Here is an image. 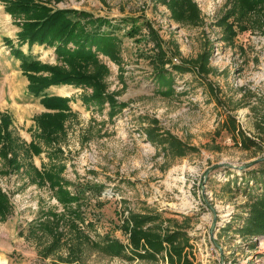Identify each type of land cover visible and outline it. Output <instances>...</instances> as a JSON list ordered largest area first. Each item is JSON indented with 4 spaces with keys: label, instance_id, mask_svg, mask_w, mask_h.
Returning a JSON list of instances; mask_svg holds the SVG:
<instances>
[{
    "label": "rangeland",
    "instance_id": "rangeland-1",
    "mask_svg": "<svg viewBox=\"0 0 264 264\" xmlns=\"http://www.w3.org/2000/svg\"><path fill=\"white\" fill-rule=\"evenodd\" d=\"M48 1L54 8L115 21L140 17L149 23L165 51L163 67L172 94L163 96L166 88L154 78L148 60L153 45L144 47L125 30L117 32L120 65L99 56L110 72L107 92L124 104L116 114L109 115L108 103L85 106L82 96L90 95V88L49 87L45 94L70 99L73 115L65 122L59 163L66 189L82 194L78 208L85 221L72 230L61 222V245L44 256L51 238L35 230L36 224L48 221L45 213L64 214V209L48 183L32 181L24 168L2 174L0 159V189L12 207L0 221V264H180L169 259L166 244L155 259L132 256L129 233L122 229L129 214L158 215L163 231L185 234L188 264H264V238L238 233L249 214V195L264 190V182L253 175L264 165V26L245 20L248 30L227 44L218 23L230 0H194L198 26L174 21L169 8L154 0ZM19 30L0 1V113L9 115L13 135L28 145L38 133L34 118L46 110L40 97L28 92L27 77L11 49L49 64L56 57L48 47L20 46ZM205 48L208 74L200 75L196 67L185 73L171 68L195 59ZM227 117L234 127L227 125ZM152 119L160 133H170L194 150L184 157L164 155L147 140ZM242 137L254 146L243 148ZM41 148L30 159L20 153L21 162L39 171L52 165L48 150ZM248 164L244 170L234 168ZM214 218L217 230L216 225L212 229ZM105 237L121 242L126 257L104 254L100 245Z\"/></svg>",
    "mask_w": 264,
    "mask_h": 264
},
{
    "label": "trees",
    "instance_id": "trees-1",
    "mask_svg": "<svg viewBox=\"0 0 264 264\" xmlns=\"http://www.w3.org/2000/svg\"><path fill=\"white\" fill-rule=\"evenodd\" d=\"M0 1L5 12L20 29V46L26 44L29 48L34 45L48 47L53 49L56 57V63L49 64L30 54H24L20 49H11L12 55L20 61L21 72L27 77L28 92L34 97H40L39 102L46 110L34 118L38 129L35 140L26 145L19 137L14 136L9 115L0 113V159L4 166L2 174L24 168L26 174H31L32 181L49 184L53 195L64 209V214L45 213L48 221H40L35 227V230L39 229L51 238L48 246L44 247V256H49L61 245L64 233L59 230L60 223L64 221L72 230L77 222L84 223L85 220L78 208L80 199H83L82 194H74L66 189L68 183L61 177L64 165L59 163L63 160L60 141L65 134V122L73 115L69 106L70 99L49 96L45 91L51 86L65 85L90 88L92 93L83 95L82 103L98 108L108 103L109 115L113 116L124 104L118 103L115 95L107 92L105 78L110 72L99 56L120 65L121 39L117 32L125 30L126 36L136 38V42L144 43V47L153 45L149 49L153 55H148V60L154 67V78L166 88L163 96L172 94L171 81L167 77V69L163 67L167 59L156 33L149 23L140 17L115 21L83 10L54 8L48 0ZM154 1L165 4L174 21L189 26L199 25L200 12L194 0ZM249 13L254 16L250 18ZM245 20H251V25L257 28L264 26V0H230V7L218 23L223 29L222 38L227 44L233 43L237 33L248 30ZM208 58L209 52L205 48L195 59L173 65L171 68L176 72L185 73L196 67L200 75H206L210 72ZM227 125L234 127L233 118L227 117ZM146 134L148 142L159 147L166 156L184 157L194 150L172 134L160 133L154 119L149 121ZM41 144L48 150L53 164L39 171L31 164H23L20 153L23 158L30 159L32 155L36 156L42 152ZM254 144L252 140L242 137L243 148H250ZM253 175H258V180L264 182V165ZM248 206V217L238 233L245 238H264V190L260 194L249 195ZM11 210L7 195L0 189V221H5ZM122 229L129 233L132 256L155 259L156 255L164 251L166 244L169 246L168 255L171 261L175 259L180 264L189 263L184 253V248L188 246L186 235L180 231H163L158 215L129 214L122 222ZM100 248L109 257H126L125 247L117 239L105 237ZM139 249L146 251L140 254Z\"/></svg>",
    "mask_w": 264,
    "mask_h": 264
},
{
    "label": "water",
    "instance_id": "water-1",
    "mask_svg": "<svg viewBox=\"0 0 264 264\" xmlns=\"http://www.w3.org/2000/svg\"><path fill=\"white\" fill-rule=\"evenodd\" d=\"M250 166V164H248V165H244V166H241V167H238V168H236V167H234L235 169H238V170H244V169H246V168H248ZM215 225V218H214V220H213V222H212V229H213V226Z\"/></svg>",
    "mask_w": 264,
    "mask_h": 264
},
{
    "label": "built area",
    "instance_id": "built-area-1",
    "mask_svg": "<svg viewBox=\"0 0 264 264\" xmlns=\"http://www.w3.org/2000/svg\"><path fill=\"white\" fill-rule=\"evenodd\" d=\"M225 216H226V215H225ZM215 225H216V230H217V225H218V224L215 223ZM215 225H214V226H215ZM213 229H214V228H213Z\"/></svg>",
    "mask_w": 264,
    "mask_h": 264
}]
</instances>
